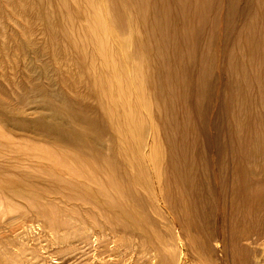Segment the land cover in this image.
Listing matches in <instances>:
<instances>
[{
    "label": "bare ground",
    "instance_id": "bare-ground-1",
    "mask_svg": "<svg viewBox=\"0 0 264 264\" xmlns=\"http://www.w3.org/2000/svg\"><path fill=\"white\" fill-rule=\"evenodd\" d=\"M199 1H202V4L207 2L206 0H0V200H4L7 206L10 204L20 206L25 202L22 195L29 194L37 197L44 203L45 208L43 207L42 212L48 214L49 217L57 214L61 219L63 216L60 223L67 225L65 228L69 227L72 231L80 225H83L84 229L87 224L96 225L98 230L102 228V224L106 228L105 224H108L106 220L102 224H97V221L94 218L90 219V216L93 215L92 210L104 205L111 191L117 195L122 192L134 193L151 210L159 205L160 209L165 207L166 211L174 216L172 208L162 195L156 170L161 160L153 122L157 117L156 119H164V124L175 128L174 118H176L177 111L174 107L176 104L171 94L165 96L160 91L157 92L160 105L156 104L157 102L150 103L144 97L143 92L147 90V84L152 77H160L162 73L159 64L167 58L169 41L166 40V25H163V19L168 22L176 18L184 19L185 13ZM229 1L228 22H232L235 26L239 25L238 23L244 21L243 18L249 7L248 0ZM235 2L237 9L234 7ZM203 8L204 5H202V10ZM259 11H261L260 5ZM262 11H264L263 8ZM148 27L151 28L150 34L146 32ZM187 27L182 24V30ZM220 27L222 32L223 26ZM234 29L236 30V27ZM125 35L127 44H123ZM19 37L24 39L23 44L18 42ZM37 37L42 42L41 50L47 51L52 66L59 68L58 72L52 73L59 83L58 91L54 95L48 92L47 83L50 82L48 79L47 83L43 84L41 79H37L38 82L36 78H33V76H40V73L36 72L37 65L27 66L25 71L19 73L20 54L27 47H33ZM183 38H186V34ZM169 44L170 50L176 53L179 43L175 42V35H171ZM186 44L187 42L184 41L183 45L186 46ZM149 51L153 54L151 55ZM149 56L154 58V63L150 65L148 64ZM187 59L191 60V57ZM27 61H24L25 64ZM234 62L236 63V60ZM39 64L42 66L41 63ZM197 64L195 62V65ZM227 64L230 65V63ZM237 66L240 65L237 64ZM240 69H243V66H240ZM213 73L209 64L208 76L211 79L208 82V93L205 95V100L202 98L203 100L198 105L203 121L210 109L212 89L215 99L221 91L220 83L213 81ZM241 76L243 78V75ZM46 77L48 76L45 75ZM164 78L168 76L165 75ZM238 78L240 79L239 76ZM241 83L239 85H242ZM127 84L135 89L139 88L140 91L132 92ZM57 93H63L69 98L66 100L69 106L65 112H60L59 108L49 101V98L55 97ZM33 99H37L35 102L39 103V109L47 110L48 113L28 121L26 118L29 117V113L26 106ZM212 108L215 109V106ZM161 109L168 117L160 116L163 113L160 112ZM164 139L169 147V164H166L176 167L175 139L170 135L165 136ZM256 172L253 169L251 174L257 178L256 184H252L257 188L264 179ZM218 204L206 208L207 216L214 218L216 213L223 212L226 205L219 202ZM232 205L230 203L227 206L229 213ZM250 211L256 223L257 218L263 219L264 227V192L257 206L251 208ZM17 213L3 224L10 228L12 235L20 229L15 228L20 218ZM114 213L111 214L114 215ZM44 217L47 218L45 215ZM217 217L219 219L217 232H213L214 229L206 217L202 220L200 228L203 240L198 241L194 247L190 246L191 257L200 259L202 264H215L211 259V252L216 254L218 252L220 253L218 259L220 264H248V252L245 247L248 245L245 243L251 238L249 219L241 220L236 211L229 216L231 218L227 221L222 214ZM2 223L0 219V229ZM48 223L50 224V221ZM59 227L60 225L56 228ZM61 227L63 228L62 225ZM135 228L129 226L126 231L123 229L125 231L123 238L129 239L132 235H138L141 239L139 243L153 245V239L151 240L150 236H145L143 230V235L136 233L137 228ZM114 229L122 232L121 227L116 226ZM262 232L261 236L264 237V229ZM214 238L219 240L218 246H210ZM128 241L130 243L131 240ZM157 254L160 255L159 252ZM156 257L155 254L151 260L155 261ZM164 259L152 264L170 263L169 260Z\"/></svg>",
    "mask_w": 264,
    "mask_h": 264
},
{
    "label": "rangeland",
    "instance_id": "rangeland-1",
    "mask_svg": "<svg viewBox=\"0 0 264 264\" xmlns=\"http://www.w3.org/2000/svg\"><path fill=\"white\" fill-rule=\"evenodd\" d=\"M206 1L203 4L202 1H199L195 6H192L190 11L185 13L182 20L176 18L168 22V20L163 19V25H166V40L170 42L171 35H175V42L179 43L178 50L176 53L172 52L168 42L167 58L159 64L162 74H160L159 78L152 77L149 84H147V90L143 92L144 97L150 103L155 104L157 102L156 104L160 105V101L157 98L160 91L165 96L171 94L172 100L176 104V107H174L177 111H175L176 118H174V123L176 122L175 128L164 124V119H156L157 117L153 122L161 160L156 170L162 195L172 208L174 216L170 215L165 207L160 209L159 205L155 207L156 209L151 210L134 193L126 194L122 192V194L117 195L111 191L110 195L108 194L109 198L104 201V205L92 210L93 215L90 216V219L94 218L97 224H102L106 220L108 223L105 224L106 228L103 227L104 224L101 225L102 228L100 230H98L99 228L96 225L87 224L84 229L83 225H80V228L76 227L73 230L74 233H72L71 228H65L67 225L60 223L63 220L62 215L61 220L57 214L50 215V218L48 214L42 212L45 208L44 203L39 201L37 197L29 194L22 195L25 202L21 203L20 206L17 204L7 206L8 204L1 199L0 219L3 223L0 229V264H152L154 262L158 263L164 258V260L170 261L169 264H202L200 259L191 257L189 250L191 245L194 247L198 244V241L201 242L203 240L200 228L202 220L206 217L209 223H213L212 225L210 224L214 229H212L213 232H217V221L219 220L217 215L220 216L222 214L227 221L231 218L229 216H232L234 211L238 213V217L241 220H247L248 218V224H251L249 225L251 226L250 235L252 239L250 238L245 243V245H248L245 246L248 252V264H264V237L261 236L264 229L262 225L263 219L259 220L256 217V221L258 220L256 223L255 219L253 220L255 217L252 216L250 211L251 208L257 206L259 198L264 192V180H261L257 188L253 187L252 184H256L257 178L251 174L254 169L264 179V25L262 26L264 24V11H262V8L264 9V0H248L249 7L243 18L244 21L236 26L232 22H228L229 0ZM202 5H204L203 10ZM259 5L261 11H259ZM234 7L236 9L238 7L236 2ZM182 24L187 25V29L182 30ZM220 26H223L222 32ZM234 27H236V30ZM146 32L150 34L151 28L148 27ZM183 33L186 34V38H183ZM19 40L20 44L24 43L22 37H19ZM126 40L127 36L125 35L123 44H127ZM184 41L187 42L186 46L183 45ZM41 43V40L37 37L33 47H27L20 54L21 66L19 67V73L25 71L28 67L37 65L36 72H39L40 76H33V78H36L35 80L38 82L39 80L37 79H41L43 84L44 82L47 83L46 80L48 79L50 81L47 83V86H49L48 92L54 95L58 91L59 83L57 82V77L52 73L58 72L59 68L52 66L47 51L41 50ZM191 49L192 51H190ZM35 52L37 53L35 54ZM38 53L40 55H37ZM149 53L153 54L151 51ZM228 53L230 56L227 55ZM225 54L226 56L224 57ZM189 56L192 61L187 59ZM225 58L230 61L228 59L225 60ZM221 60L222 62H220ZM24 61H27V63L25 64ZM195 62L196 64L198 62V64L195 65ZM151 63H154V58L149 56L148 64L150 65ZM227 63H230V65ZM209 64L214 72L213 81L220 83L221 91L215 99L212 89L210 109L206 119L204 118L203 121L199 114L198 105L203 100L202 98L205 100V95L208 93V82L211 79L208 76ZM237 64L241 67L243 66V69H240ZM198 65L201 66L199 67ZM229 66L233 68H229ZM236 68L240 69L238 70L240 71L239 73ZM236 73L238 74L236 75ZM218 74L219 76H217ZM45 75L48 77L45 78ZM165 75L168 78H164ZM241 75H243V78ZM179 79L180 81H178ZM219 79L220 81H218ZM239 83L242 85H239ZM127 85L132 92L140 91L139 88L135 89L132 85ZM36 100H31L26 106L29 113V117L26 118L28 121L48 113L47 110L39 109V103L35 102ZM66 100H69V98L63 93H57L55 97L49 98V101L56 105L60 112L67 111L69 104ZM214 102L217 104L215 105ZM212 106H215V109ZM160 112H163L160 116L166 118L167 114L164 113V110L161 109ZM168 128L169 130L166 131ZM169 135L175 139L176 167L167 165L169 164V147L164 137ZM218 202L226 205L223 212L216 213L214 218L210 217V215L207 216L206 208H210L218 204ZM230 203L233 205L229 213L227 206ZM23 207L26 209L24 210ZM182 209L183 211H181ZM35 210L36 212H34ZM144 210H147V212ZM15 212L20 216L15 228L20 229L15 235H12L9 231L10 228L3 224L13 218L16 214ZM111 213H114V215ZM56 216H58L57 219ZM53 217L54 220H52ZM48 221H50V224ZM57 224L60 225L59 228H56L58 227ZM114 224L122 228V232L119 230L122 234L114 229L116 227ZM54 225L56 227H53ZM131 225L137 228H135L136 233L144 234L147 237L150 236L149 238L153 239V245L150 243L142 245L144 243H139L141 239L138 235L129 237L131 244L128 241L129 239H124V232L129 226L132 228ZM142 225L145 226V229ZM107 230L110 232L108 233ZM158 235H161V237ZM163 238L164 240H162ZM213 241L210 246L219 245L217 238H214ZM253 241L254 243H252ZM147 252L148 257L146 256ZM158 252L160 255L157 254ZM151 254L153 256L156 254L155 261L151 260V257H153ZM211 254L213 263L220 264L218 260L220 253L211 252Z\"/></svg>",
    "mask_w": 264,
    "mask_h": 264
}]
</instances>
